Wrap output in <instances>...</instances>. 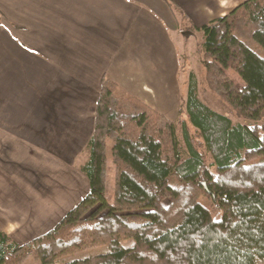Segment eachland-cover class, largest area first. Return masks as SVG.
Wrapping results in <instances>:
<instances>
[{"label":"trees","instance_id":"1","mask_svg":"<svg viewBox=\"0 0 264 264\" xmlns=\"http://www.w3.org/2000/svg\"><path fill=\"white\" fill-rule=\"evenodd\" d=\"M190 29L204 36L208 86L252 123L235 122L203 101L195 72L184 105L195 131L186 120L179 131L105 75L80 165L90 190L52 229L27 242L0 231V264L29 258L39 264H264V0H245ZM99 239L104 252L62 259Z\"/></svg>","mask_w":264,"mask_h":264},{"label":"crops","instance_id":"2","mask_svg":"<svg viewBox=\"0 0 264 264\" xmlns=\"http://www.w3.org/2000/svg\"><path fill=\"white\" fill-rule=\"evenodd\" d=\"M244 1L0 0V231L24 243L52 229L67 213L66 179L83 192H68L71 205L88 193L75 160L87 152L105 75L160 109L178 64L166 17L202 25ZM53 200L56 210L42 213Z\"/></svg>","mask_w":264,"mask_h":264},{"label":"rangeland","instance_id":"3","mask_svg":"<svg viewBox=\"0 0 264 264\" xmlns=\"http://www.w3.org/2000/svg\"><path fill=\"white\" fill-rule=\"evenodd\" d=\"M176 9L173 7V10ZM176 11V10H174ZM176 18H174V15L170 16L166 19V24L169 27L168 33L169 36L168 40L171 42V45H175L178 47V64H177V70L174 69V77L169 80L170 86H167L168 88V94H160L158 97V106L160 109L159 111L163 112L167 117H169L171 120H173L180 131V124L182 121L186 120L193 131H195V127L193 124L189 121L187 111L185 110V102L187 99L188 94V86H189V76L191 72H195L197 76L198 81V90L199 95L203 101H205L207 104H209L212 108L217 110L220 113H223L229 117H231L235 122H242L250 124L252 123L249 119L240 117L236 114L233 107L224 100L220 95H218L216 92H214L209 86L206 81V73L204 65L201 62L202 59V44L204 41V36L201 31H194L190 29L191 25L193 23L189 22L187 19L183 18L182 15L176 11ZM152 21L155 23H160V20H158L156 17H153ZM164 21V22H165ZM160 25V24H159ZM170 37V39H169ZM175 47V48H176ZM177 49V48H176ZM228 75L234 80L236 84L239 86L244 85L243 79L239 76V74L232 68H228L227 70ZM157 108V107H156ZM181 134V132H180ZM55 153L62 154L63 150L61 149H54ZM88 151L86 154L82 152V158H79L77 161L84 162L86 160ZM54 166L48 167V173L50 174L54 170ZM75 179H66L65 185V211L68 212L72 207L75 205H71L72 197H68L70 194L68 192L75 193L76 195H80L83 193L80 192L77 193L76 189H72V187L76 186ZM56 181V180H55ZM55 181L49 180V185H52L51 187H47V191H53L54 187L56 185ZM28 185L30 187H36L38 182L34 181V177H31V179L28 181ZM57 182V181H56ZM114 183H115V164L111 157L108 158V167H107V191L106 196L109 202H113L114 200ZM89 186V182H88ZM83 198V197H81ZM205 204L212 210V207L208 201L205 202ZM55 205V206H54ZM58 205L55 200L49 202V206L47 208H43L42 213H46L49 211H55L56 206ZM51 207H54L51 209ZM46 210V211H45ZM50 214L52 212H49ZM213 215L216 218L221 217V212H215L212 211ZM62 218V217H61ZM60 218V219H61ZM131 243L132 240H127L126 243ZM105 243L102 240H94L86 247L79 248V250H76L75 252L67 254L68 256H64L62 259H73V258H81L88 256V254H99L100 252L105 251ZM23 264H39L38 262L34 261L32 258L27 259Z\"/></svg>","mask_w":264,"mask_h":264}]
</instances>
